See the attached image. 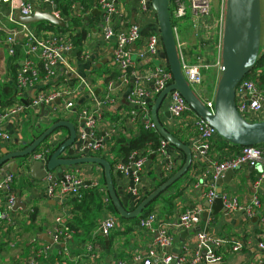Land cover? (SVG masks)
Wrapping results in <instances>:
<instances>
[{
  "label": "crops",
  "instance_id": "obj_1",
  "mask_svg": "<svg viewBox=\"0 0 264 264\" xmlns=\"http://www.w3.org/2000/svg\"><path fill=\"white\" fill-rule=\"evenodd\" d=\"M138 2V0H120L118 6L123 14L122 21L124 24L127 25L128 22L130 24L134 22L140 24L141 33L146 37L158 29L157 16L156 13H153L149 15L147 19L144 18V20H140V15L137 10ZM34 6H36V10L41 12H48L50 10L43 5L34 3ZM1 8L0 26L4 25L8 30L14 29L17 31L20 29L23 31V33L17 37L19 45L16 47V54L14 55L16 59H14V62L11 60V57L14 56H10L7 45H0V83L5 81L12 83L13 74L16 70L19 71L26 57V33L21 27L11 22L10 18L3 15ZM75 11L89 20L86 26L88 29V37L83 44L82 52L79 54L75 49L70 55L71 62L74 66L73 76L76 77L75 79H70L68 77L69 81H66L63 76L59 75L55 78V82H52V86H57L60 83L70 84L72 80L75 81L74 84L72 83L73 85H79L81 81H83V77H85L88 79L87 81H89V83L95 85L99 97L103 96L104 88L112 81L123 86L122 91L116 95L115 101L112 104L103 107L98 112L95 111V113L97 112L95 118L99 137L107 143L109 147L111 146L110 152L113 153L111 157H114L116 161L122 162V158L117 154L119 143L133 140L139 137L141 132L145 130L140 121H133L131 119L127 96L132 89V83L130 80L128 83L123 82L120 70L114 63V44L108 43L103 39L101 31L103 13L98 7L96 0L90 10L85 11L82 7L78 6ZM218 14L217 7L214 5L212 15L207 18V23L209 27H211V31L205 34L204 41L199 39L194 24L191 21H183L182 24L184 23V26L180 32L184 53L188 57L201 56L202 60L211 66L209 69H212L217 78L220 77L221 73L220 67L218 66L220 57V39L216 24ZM37 29L38 28H30L33 32H37ZM94 29H96L95 32H93ZM161 64L162 60L160 58L149 66H158ZM140 65H138L139 68L148 67V65L144 63ZM205 71L206 70H204L203 73ZM118 72V78L111 79L113 74ZM49 87L50 86H48L46 90H49ZM147 88L151 89L152 85H148ZM33 89H30L25 96L21 97L25 98L29 104V107L25 109L24 117H22L21 114L16 120L17 122H7L0 127L1 131L14 135L15 139L12 145L16 147L10 149L9 146L0 144V158L3 156L4 149H7L9 152L24 149V143L30 144L35 139L34 137L36 135H38V137L41 135L42 132L40 130L44 131L48 128L47 125L41 122L42 113L46 121L52 120L56 122L63 119L78 126V111L86 107L91 108L90 100L87 99L83 91L82 98L77 101L75 113L73 115L67 114L65 117H58L56 115L57 112L54 113L53 110L61 108L62 101H55L49 106L45 105L44 109L40 106L36 108L33 105L34 99L32 98L33 93L31 92ZM167 103L168 100L166 98L164 105L166 106ZM163 110L164 108L162 107V111ZM159 117L167 130L177 137L183 138L184 142L188 145H194L197 139L194 125L191 124L188 130H182L177 125L176 121L173 124L163 115V112H160ZM32 122H34L35 127L31 126ZM15 123L16 125L21 124L20 126L24 125V127H22V133L21 130L18 132V127ZM39 123H41L40 128L42 129H39ZM25 125L28 126L29 135L27 134V136L24 133ZM58 132H60L64 138L69 136L68 130L65 132L63 129H60ZM20 133L21 137L19 138ZM213 142H218L219 144L218 149L214 148L211 150V159H228L235 156L240 151V149L230 144L220 142L219 138H215ZM114 147H116L115 151L113 149ZM173 154L175 158H177L178 164H180L185 154L176 147L173 149ZM22 162V160L19 162V160L15 159L4 166L5 176H7L8 173H13L14 176L16 174L19 178L16 177V180L14 178V186L18 188V192L23 191L22 196L17 198H20L22 203L26 205V209L19 208L13 210L0 227V264H19L35 254L39 255L41 252L46 253V248L48 246H51L48 255L46 258H44L45 256L42 257V262L45 264H140L135 261V257L138 255L144 257L148 250L154 245L159 226L168 223L174 224L178 221L179 215L189 210L201 211L200 222L194 228L197 232L216 235L228 241V244H226V247L222 250L224 261L221 264H254L257 257L263 254L258 248V244L260 241L264 240V224L261 222L264 217V181L255 189L256 182L263 171V166L261 164L256 167L243 166L232 173L228 171L215 182V189L218 195L221 193L222 197L236 198L241 206L250 205L254 197H258L261 202V207L257 210L253 218H250L244 210L229 213L225 205L224 208L226 211L214 214V210L208 207L213 202L209 203L205 197V193L209 188L201 179V173L204 167L202 164L195 163L183 177L184 179L179 186L172 192L167 190L168 193L166 192L160 197L159 206L157 208L153 206L150 208L151 211L149 214H158V222L151 230L142 229L140 227V222H138L139 224L137 225L134 223H123L110 211L103 215L99 220V227L91 233H87L81 229L72 230L73 238L70 243L66 245L63 243H54L52 245L49 243V239L53 240L49 236V229L56 219L60 217L67 223L71 217H74L72 214V204H70L72 198H69L68 201L66 200L67 202L65 201V203H59L55 199L48 198L45 195V188L49 184L46 178L40 180L34 179L31 175V165L27 163L28 160H24L23 164ZM24 164L26 165L23 166ZM15 165L18 166L16 172H14ZM22 167L28 168L27 172H24ZM162 169L158 159L151 156L149 162L146 163L142 171V179L139 186L140 193L147 195L156 189L157 185L160 184L163 179ZM71 172L85 180L86 186H92L93 184L89 183L95 180L101 183L103 179V169L97 165H80L71 168L63 167L57 171L51 172V174L55 176L56 180H62L66 173ZM114 175L115 186L120 197L125 199L128 206L131 208L134 205L133 199L136 198L131 194V189L134 186L132 174L120 175L115 173ZM22 177H24L25 180H23L24 178ZM197 181L202 187H196L198 184ZM3 194L6 199V194ZM3 204L4 202L0 200V216L3 212ZM33 212L34 217H31ZM205 213H208L209 217L205 218ZM111 216H113L117 222L116 227L105 239L100 236L102 223ZM127 229L130 230L127 231ZM185 232L186 231L170 230V233L174 236V246L171 252L175 257L185 256L188 260H192L195 253V239L197 233L185 235ZM95 235L103 239V241L97 239ZM92 238L95 239L94 243L90 242ZM85 239H87V242H84ZM101 242L103 244L105 243V250L102 249ZM236 242L243 245V249L240 252L232 251V246H234ZM200 264L212 263L203 261Z\"/></svg>",
  "mask_w": 264,
  "mask_h": 264
},
{
  "label": "built area",
  "instance_id": "obj_2",
  "mask_svg": "<svg viewBox=\"0 0 264 264\" xmlns=\"http://www.w3.org/2000/svg\"><path fill=\"white\" fill-rule=\"evenodd\" d=\"M119 1L96 0L98 7L103 13L101 24L102 36L104 41L114 44V63L120 70L123 82L128 83L130 80L132 83V89L127 96L131 119L133 121H140L146 131L159 134L152 120L151 108L154 100L173 83V75L164 56L162 38L159 29L144 37L141 33L140 24H130L128 22L125 25L122 21L123 14L118 6ZM138 1L137 10L140 15V20L147 19L149 15L155 13L149 7L151 0ZM262 1L264 2V0ZM34 3L48 7L50 9L49 11L57 19L63 20L55 0H0V8H6L12 15L16 11H20L22 16L29 17L35 12ZM213 3H215V0L213 2L212 0H170L172 27L179 49L182 70L187 82L192 87L201 85L203 71L209 70L211 66L204 62L201 56L188 57L184 53L178 23L190 15L191 22L194 24L199 39L204 41L205 34L211 31V27L207 23V18L212 15ZM215 6L219 13L216 18V24L220 39L219 56L221 57L227 0H217ZM10 20L21 27L26 33V57L17 74V96L23 97L30 89L40 88L41 91L37 92V95L35 94L36 96L33 100L34 107L37 108L41 104L49 106L55 101H62L61 108L67 114L73 115L75 109H77V101L82 98L84 91L85 96L90 100L91 108L86 107L78 111L79 124L77 126V140L70 153H72V157L91 156L92 153L100 152L110 155L111 147L99 137L95 117L99 110L115 101L116 95L122 91L123 86L112 81L104 88L103 96L99 97L95 85L89 83L87 81L88 79L83 77V81L79 85L64 83L62 90H46L48 86L53 85L52 82L57 76L61 75L66 81H69L66 75L73 74L74 66L71 62L70 55L75 49L72 40L68 35L60 33L33 32L29 27L15 22L13 18H10ZM1 33L5 35V39H2L0 36V45L6 44L9 48L10 56H14L16 54V47L19 45L17 37L23 31L20 29L17 31L14 29L8 30L2 25L0 26ZM262 55H264V47ZM220 57L218 66L221 70ZM160 58L162 60L161 65L149 66ZM141 63L147 64L148 67L139 68L138 65ZM41 71L44 73L43 77H41ZM253 76V78H248L243 81L237 90L238 110L250 123L260 122L258 120L264 117V72L263 70H258ZM148 85H152V88L148 89ZM167 100L169 111L175 118L178 126L181 124L180 119L184 115L188 114L192 117L191 120L187 121L188 123L186 125H194L197 133L196 142L191 146L193 151V164L199 163L204 167L201 173V179L209 188L205 193V197L209 203H212L218 197L215 182L228 171H237L243 166L256 167L261 164L263 171L256 182L255 189L261 185L264 181V146L242 147L235 156L228 159H211L212 142L215 138H219L216 131L190 109L184 98L178 92H171ZM205 104L213 111L214 99ZM25 109L23 104H15L6 110L0 111V127L7 122H15L25 112ZM53 111L56 113L58 109H54ZM95 111L97 112L95 113ZM20 125L17 124L16 126L18 127V132L21 130L22 133V126ZM21 133L19 138L21 137ZM14 139L13 134L0 130V144L12 145ZM65 139L67 138H64L60 132L54 134L46 144L50 149H47L45 145L42 146L39 152L28 157L27 163L32 165L35 161H41L43 168H46L51 155L49 151L56 149L52 144L54 141L62 143ZM173 149L175 147L161 137L157 150L151 151L147 149L144 153L133 151L128 164L119 162L115 165L114 172L116 174H132L133 176L134 186L131 189V194L136 197L133 199L134 204L146 198V194L140 193L139 186L141 184L142 171L151 156L156 157L161 164L163 168V179L165 180L171 177L178 169L179 164L173 154ZM69 155L68 153L65 156L68 157ZM27 170L28 168L24 169V172H27ZM14 178L13 173H8L0 185V193H5L7 196V201L3 204V212L0 216V227L16 205L17 197L12 193ZM45 178L49 183L45 188V195L50 199H55L59 203H65L70 196L81 197L82 191L87 187L85 180L73 172L66 173L62 180H56L51 172ZM91 184L98 186L100 182L95 180ZM196 187L199 188L202 186L198 183ZM222 198L229 213L244 210L250 218H253L257 210L261 207V202L258 197H254L253 202L248 206H241L236 198H228L226 196ZM104 202L106 205L110 203L108 194L104 196ZM200 214V210H189L179 215L178 221L174 224L168 223L159 226L154 245L144 257L140 255L135 257V261L140 264H200L203 261L212 264L223 263L224 255L222 254V250L226 247L228 241L205 232H197L196 234L195 253L192 260H188L185 256L175 257L171 252L174 246V236L170 233V230L190 231L194 229L200 222ZM157 222L158 214H149L140 220V227L144 230H151ZM261 222L264 224V217ZM116 223L113 216L104 220L101 233L108 236L115 229ZM49 236L53 239L54 243H63L65 245L70 243L73 238L72 233L66 228L65 220L60 217L50 227ZM50 247L48 246L46 248V253L41 252L39 255L35 254L19 264H45L42 262L43 258H41V254L43 253L44 258H46ZM258 248L263 254L257 257L254 264H264V240L259 242ZM242 249L243 245L239 242L234 243V246H232L233 252H240Z\"/></svg>",
  "mask_w": 264,
  "mask_h": 264
},
{
  "label": "water",
  "instance_id": "obj_3",
  "mask_svg": "<svg viewBox=\"0 0 264 264\" xmlns=\"http://www.w3.org/2000/svg\"><path fill=\"white\" fill-rule=\"evenodd\" d=\"M263 1L262 0H227L225 13V25L222 37L221 47V73L217 83L214 96V109L210 110L207 105L196 94L193 87L187 82L179 55L177 41L172 27L170 14V0H151L149 7L153 9L157 16L158 29L162 38L164 56L167 60L169 69L173 75V83L167 87L155 100L152 105L151 113L157 131L162 138L171 145L180 149L185 154V162L181 168L170 177L165 183L157 187L143 201L135 203L133 210L127 208V201L120 197L115 186L112 166L109 161L97 156L66 157L65 155L72 151L77 140V126L67 120L53 122L46 121L42 113L41 122L48 126L39 137L35 138L30 144L24 143L25 148L9 152L4 149L3 156L0 158V185L4 181L5 165L10 161L19 158L28 159L42 145L47 144L50 139L60 129L65 128L69 131V136L62 143L54 141L52 146L56 149L49 157L46 168H43L41 161H35L30 169L34 179H45L49 172L57 171L60 168H71L80 165H97L104 170L106 182V191L108 196L118 212L125 219H135L142 215L158 197L171 188L175 183L181 180L193 166L192 147L167 130L159 117L160 112L168 118L173 124L175 120L169 111L168 103L164 102L171 92H178L186 101L190 109L217 133L218 137L234 147L264 146V120L256 123L248 122L239 112L237 107V90L240 85L248 79L254 71L258 60L263 51ZM32 16L24 17L20 11L13 15L9 10L2 7L1 12L8 18H13L20 25L29 27L41 22L50 23L56 26H63L65 22L57 19L50 11L41 12L36 10ZM134 22V21H133ZM135 24V22L133 23ZM96 29L93 30L95 32ZM103 64V63H102ZM70 79H75L73 74H67ZM55 82V81H54ZM41 91L40 88H34L31 92L32 98ZM19 100L27 107L29 104L25 98L19 97ZM42 109L45 108L41 104ZM162 107L164 110L162 111ZM44 112V111H43ZM48 115V114H47ZM39 123V129L40 128ZM27 144V145H26ZM15 165L14 172H16ZM234 171H230L232 173ZM91 184V183H89ZM211 207L214 214L226 211L223 204L221 193L213 201ZM19 208L26 209V205L17 198L14 210ZM204 217H209L208 213ZM197 230L192 229L184 234H196ZM100 236L107 238L103 233ZM50 244L54 241L49 239ZM108 243V242H107Z\"/></svg>",
  "mask_w": 264,
  "mask_h": 264
},
{
  "label": "trees",
  "instance_id": "obj_4",
  "mask_svg": "<svg viewBox=\"0 0 264 264\" xmlns=\"http://www.w3.org/2000/svg\"><path fill=\"white\" fill-rule=\"evenodd\" d=\"M55 2L58 6L59 11L61 12V16H62L65 24L63 26H56V25H53L50 23L41 22L38 24L30 25L29 28H38L36 30L38 33L55 32V33L68 35L73 42L74 49H76L80 54L82 52L83 44L88 37V29L86 26H87L89 20L82 17V15H79L75 10L78 6L82 7L83 10H85V11L90 10L94 5L95 0H55ZM93 18H95V17H93ZM186 18H189V20L191 21L190 15H188ZM90 22H91V20H90ZM0 36L2 39H5L4 34L1 33ZM11 58H12L11 60H13V62H14V59H16V56L11 57ZM258 70H263V72H264V55H261L260 59L257 62V65H256L254 71L251 73L249 78H253L254 77L253 75ZM204 73H205V83L209 88V94H210L211 92L216 90L219 78H217L216 75L214 74V72L210 69H209V71L206 70ZM17 74H18V71L16 70V72L13 74L12 83H9L6 81L0 83V111L6 110V109L14 106L15 104H23L25 106V108L27 107L24 103H22L19 100V97L17 96ZM43 76H44V73L41 71V77H43ZM118 76H119V72L114 73L113 76L111 77V79L118 78ZM71 82L74 84L75 81L72 80ZM60 120H63V119H60ZM34 125H35L34 122H32L31 126H34ZM190 127H191V124L186 125V130H188V128H190ZM36 137H38V135H36L34 138H36ZM178 138L181 139L182 141H184L183 138H180V137H178ZM160 139H161L160 135L157 134L156 132L143 130L139 137H136L135 139L130 140V141H126V142L124 141L122 143H119V148L117 150V154L119 157L122 158V162L128 164L130 162V155L133 151H139V152H143V153L147 149L151 150V151H155L159 147ZM219 141L222 143H226L220 137H219ZM218 144H219L218 142H216V143L212 142V150L214 148L218 149ZM44 145H45V147L47 146L46 144H44ZM44 145H42V146H44ZM42 146H40L35 151V153L39 152ZM46 148L50 149V147H48V146ZM236 148L240 149L239 147H236ZM113 149L115 151L116 147H114ZM54 151H55L54 149L50 150L49 154L52 155L54 153ZM69 154H70L69 156L72 157V153H69ZM99 154H101V156H97V157L104 158L110 162V164L112 166L113 177L115 180L114 168H115V165L119 161H116L114 159V157H111L113 154L112 152L110 155H106L102 152H100ZM184 162H185V156L183 158V161L179 164V167L175 171V173L181 168V166L184 164ZM16 177H17V175L15 174V180H16ZM22 178H24V177H22ZM168 179H166V180L163 179L160 182V184L157 185V187H159L160 185L165 183ZM15 180H14V183H15ZM23 180H25V178ZM14 183L12 185V193L15 194L16 197L22 196L23 191L18 192L17 191L18 188H16L14 186L15 185ZM115 185H116V183H115ZM166 192H164L160 197H162ZM106 194H108V193L106 191V182H105L104 170H103V179L98 186H94V185L87 186L86 189L84 191H82L81 197H79V196H77V197H73V196L71 197L70 196L69 197V198H72L70 204H72V214L74 215V217L73 218L71 217V219L66 223L67 230L72 233V230L81 229V230L86 231L87 233H91L93 230H95L97 227H99L98 226L99 220L103 217V215L106 212H110V211L112 213H114L121 222H123V223H134L137 225V224H139L138 222H140L141 218L147 216L150 213V211H151L150 208L153 206V204L150 205L146 210H144L142 215L138 218L125 219V218H122L118 214V212L114 208L111 200H110V203L108 205H106V203L103 200V197ZM148 195H150V193H148ZM148 195H146V197ZM160 197H158L155 201H157ZM0 200H2L3 202L7 201V199H5L3 193H0ZM127 208L130 210H133L135 207L132 206L130 208L127 205ZM31 217H34V212L31 214ZM128 230H130V229H127V231ZM95 236L97 239H101L97 235H95ZM94 240L95 239L92 238L90 242L94 243ZM101 241H103V239H101ZM84 242H87V239H85ZM101 247L103 250H105L106 249L105 243L103 244L101 242ZM42 256H43V253L41 254V258H42Z\"/></svg>",
  "mask_w": 264,
  "mask_h": 264
},
{
  "label": "rangeland",
  "instance_id": "obj_5",
  "mask_svg": "<svg viewBox=\"0 0 264 264\" xmlns=\"http://www.w3.org/2000/svg\"><path fill=\"white\" fill-rule=\"evenodd\" d=\"M212 2H213V0H212ZM215 3H217V0H215ZM215 3H213V8H214V5H215ZM216 7V6H215ZM263 7V11H264V6H262ZM171 9H172V6H171ZM188 21V22H190V20H189V18H186V19H184V20H182V21H180L179 23H178V29H179V32H181L182 31V28H183V24H182V22L183 21ZM262 43L264 44V16H263V37H262ZM262 47H263V45H262ZM210 70H212V69H210ZM207 71H209V70H207ZM204 77H205V74L203 73V81H202V83H201V85H199V86H193V89L195 90V92L199 95V97L201 98V100L204 102V103H207L208 101H212L213 99H214V96H215V92H216V90L215 91H213V92H211L210 94H209V88H208V86L206 85V83H205V79H204ZM220 78V77H219ZM219 80V79H218ZM64 88V85H63V83H60L59 85H57V86H50L49 87V90L50 91H54V90H56V89H59V90H62ZM24 115H25V113H23L22 114V117H24ZM56 115L58 116V117H65L66 115H67V112L66 111H64L62 108H59L58 109V112L56 113ZM191 116L190 115H184L181 119H180V122H181V124L179 125V127H180V129H182V130H186V122L188 121V120H191ZM262 120H264V117L263 118H261V119H259L258 121H262ZM22 127H24V125H22ZM63 129V131H65V132H67V129H65V128H62ZM24 133H25V135L27 136V134L29 135V132H28V126L27 125H25V129H24ZM68 136V135H67ZM9 148L10 149H14V148H16L15 146H13V145H9ZM92 155L93 156H101V154H99V153H92ZM30 157V156H29ZM17 160H19V162H20V160H22L23 162H24V160H25V158H19V159H17ZM23 162H22V164H23ZM22 169L24 170V169H26V167H22ZM23 176V175H22ZM184 178H182L180 181H178L174 186H172L171 188H169L168 189V191L170 190L171 192L174 190V189H176L178 186H179V184L182 182V180H183ZM168 193V192H167ZM166 195H168V194H166ZM160 200V198L157 200V201H155V202H153L152 204H153V207H155V208H157L158 206H159V201ZM151 204V205H152Z\"/></svg>",
  "mask_w": 264,
  "mask_h": 264
},
{
  "label": "flooded vegetation",
  "instance_id": "obj_6",
  "mask_svg": "<svg viewBox=\"0 0 264 264\" xmlns=\"http://www.w3.org/2000/svg\"><path fill=\"white\" fill-rule=\"evenodd\" d=\"M142 219V218H141Z\"/></svg>",
  "mask_w": 264,
  "mask_h": 264
}]
</instances>
